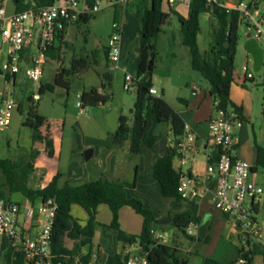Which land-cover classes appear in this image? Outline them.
<instances>
[{"label": "trees", "instance_id": "1", "mask_svg": "<svg viewBox=\"0 0 264 264\" xmlns=\"http://www.w3.org/2000/svg\"><path fill=\"white\" fill-rule=\"evenodd\" d=\"M169 0H149V4L140 3L136 6V12L141 17L139 36V60L137 77L140 79L137 89V98L132 110V119L121 115L120 125L113 133V143L122 148L129 141L130 152L136 156H144L147 168L141 173L143 177H153L161 185L163 195L166 198L175 199L177 203L183 201L178 188L181 175L173 167V161L178 155L176 148L167 147L163 156L156 152L158 137L156 129L160 124L170 123L175 136L180 139L185 133L186 122L183 117L163 97H155L150 94L153 87L152 78L155 71L157 59L156 42L159 35L164 31V19L170 14L163 10L164 2ZM55 0H17L18 12L30 8H39L52 5ZM264 2V0H258ZM87 8L91 9L94 0H86ZM142 4V5H141ZM217 20L214 41L211 43L207 56L203 57L198 44V35L201 31V17L203 14L211 13ZM120 11H114V20H119ZM92 15H82L76 22L88 23ZM179 22L183 34V44L188 47L192 56V69L199 72L208 82L210 93L218 102L216 109L228 114H236L240 120H244L243 110L235 105L230 97V91L234 82L236 71V55L240 41V28L242 19L238 12L228 14L219 7H210L205 0H192L189 5V16H179ZM65 31L59 36L63 39ZM56 47L47 51V58L61 61V55ZM26 51L24 55H28ZM85 60H73L71 67L63 64L60 66L54 84L41 85L39 92H54L56 88L70 91L71 79L80 73V68H85ZM106 78L109 75H105ZM110 78V77H109ZM17 76H6V81L16 87ZM112 78L108 80L111 83ZM82 103L86 108L97 107L106 104L109 96L101 92L99 88L92 87L84 89L81 95ZM30 111L26 127L34 130L38 123V112L35 107L37 101L30 98ZM22 110V106L19 107ZM38 154L23 155L18 161L0 158V171L5 181L0 183V200H10L12 194H21L34 205L37 201L42 203L54 200L57 205L56 217L52 230V254L51 261L55 264H69L68 260L75 257L76 251L86 250L80 258L81 264H89L92 259L91 246L100 223L97 220L98 209L101 205L110 208L113 221L109 226L118 234V239L127 245L139 242L144 250L149 251L151 264H188L178 254L173 245L156 244L151 238L153 228L162 230L158 226L156 215L147 208L144 202L135 197H130L128 190L136 188V180L133 183L122 181H111L100 178L97 181L74 187L69 184L60 186L62 174L59 173L52 182L41 190H35L28 186L29 177L35 172V164ZM259 167L264 168V148L257 146V164L253 168L255 172ZM139 169H136V178ZM81 206L88 213V221L82 224L80 220L72 215V207ZM124 207L132 208L138 215L142 216L143 230L139 236L124 232L120 225V211ZM226 218L229 215L224 214ZM171 225L180 231L186 238L193 241H208L199 236H190L187 229L193 222L192 214L189 212L176 215ZM249 242V241H248ZM250 243V242H249ZM251 244V243H250ZM251 251L246 256L249 263L253 264L254 256L264 254V246L253 242ZM240 247V251H241ZM127 256H117L116 264H126ZM236 262V261H235ZM232 262L231 264H235ZM0 264H30L24 253L6 238L0 239Z\"/></svg>", "mask_w": 264, "mask_h": 264}, {"label": "crops", "instance_id": "2", "mask_svg": "<svg viewBox=\"0 0 264 264\" xmlns=\"http://www.w3.org/2000/svg\"><path fill=\"white\" fill-rule=\"evenodd\" d=\"M142 2L149 4V0H142ZM240 2H243V0H228L222 3L235 4ZM168 3L171 6L170 10L167 12L170 14V17L167 19V24L164 25V31L157 39V50H160L161 36H166L168 34L166 27L173 24L171 16L173 14L184 18L189 16V5L185 4L182 0H170ZM14 6L16 7L15 3ZM262 6L263 4L260 2L259 7L264 15V7ZM15 12H17V9ZM205 16V24H209L210 28L207 29L206 26L205 31H203L201 27V31L198 35L199 49L203 57L207 56L208 50L206 49H209L211 43L214 41L215 30L217 28V20L215 17L209 13L205 14ZM242 26L245 28L244 25H241V27ZM246 34L247 32L245 28V36ZM125 35L124 32L123 37ZM202 36L207 39L208 48L206 49H203L200 44ZM135 39L139 40L138 44L135 46L133 52L125 55V62L133 61L136 68L135 76H137L140 36L135 35L134 40ZM245 41L246 37L243 40V46ZM236 71L230 91V97L235 105L242 108L244 120L239 119L235 125L234 134L237 138V145L233 155L247 161L253 168H255L257 164V146L264 148V131H261L258 135L253 132L254 136L252 138L250 126L253 127L254 131V117L255 113L260 110V106L257 104L260 103V99L246 88L249 84L253 89L262 86L264 90V75L262 77V82H259L254 72L249 70L248 67V72L253 73V78L248 79L243 70L244 75H238V80H236ZM56 75L57 73L55 74L53 83L47 84H54ZM107 75L110 77H108L107 80L113 77L111 74ZM189 77L191 82L186 84V91L178 98L181 106L176 108L169 101L168 102L183 117L186 125H188L191 128V131L197 135V139L193 144L189 145L190 150L186 156L180 146L183 143L188 145L185 136L178 139L175 136L170 123L160 124L156 129V135L158 137L156 152L159 156H163L167 147L176 148L178 155L173 161L174 169L177 172L192 178L200 186L204 184L208 163H215L216 159L215 154L210 155L208 153L205 144L208 137V122L211 117L216 115V108L214 105L215 100L210 93L209 86H205L199 75L191 73ZM7 83L8 82L5 81L3 92L6 89ZM153 87L157 89L154 84ZM84 88L85 86H83L82 82L80 83L77 74L73 76L69 92L76 94L80 100ZM14 89L15 87L12 85L11 90L13 91ZM57 90L60 89L56 88L54 93H56ZM100 91L103 92L101 89ZM158 93L160 94L159 90ZM164 93V90H162L160 96ZM59 94L60 93H58V96ZM261 110L264 113V100L262 102ZM79 115H81L80 112ZM121 115L124 114L120 113V116ZM81 116H88V112L86 115ZM66 127L67 120L65 118L46 117L38 113V123L33 130V143L29 155L38 154L39 157L35 164L34 174L28 179V186L30 188L35 190L44 189L59 173L63 175L59 182L60 186L69 184L78 187L97 181L100 178L128 183H133L136 180V188L128 190L129 196L141 199L145 206L154 212L158 222L169 219V216L174 218L178 214L189 212L193 217L191 225L196 231H198L203 221L209 220L210 227L215 219H219V215H217L216 212H219V214H221L220 216H224L212 204L209 198L199 202L183 200L179 203H177L175 199L166 198L163 195L160 183L155 178L143 177L141 175V173L147 168L146 158L144 156H132L130 154L129 142L124 145V147L118 148L113 143V140H111L109 136L110 134L106 131H99L98 134L95 133L96 131H65ZM88 150H93V156L90 160H87L85 157V153ZM21 157H19V159ZM184 157L187 158L188 162L185 166H182L180 159ZM137 168L139 169V175L136 178ZM257 174L258 169L252 173L250 179L252 182L255 181ZM13 195L15 194L10 196V200L17 203L21 210L20 228L23 236H35L38 232L40 222L43 219L42 215L39 213V207L42 202L39 200L32 205L23 197V195L22 201L14 200ZM152 196L155 197L158 208L148 202V197L152 198ZM262 204H264V200ZM263 209L264 207L261 206V211H263ZM72 215L80 220L82 224H85L89 218L86 210L78 205L72 207ZM97 220L100 223V226L97 228L93 239L91 246L92 259L89 264H116V257L125 256L129 250V246L118 239L116 231L109 228L113 221V214L108 206L101 205L99 207ZM158 222L156 225L163 226L162 230L168 232L165 227L171 225V223L160 225ZM120 225L124 232L130 235L139 236L143 230V218L132 208L124 207L120 211ZM233 232L235 233L233 227H230L229 238L234 236ZM181 234L182 233L175 228L173 234V236L175 235V242L177 241L176 238H182L181 236L183 234ZM236 235L240 237L238 230L236 231ZM187 241H189V239L186 238L185 240L184 238V243H182L184 244L183 248L176 246V244H173V247L178 250V252L180 249L186 251ZM232 246L237 247L238 252L240 253L241 243L238 244L237 242H233ZM85 253L86 250L80 252L77 250L75 257L69 259L68 263L81 264L80 258ZM253 264H255L254 259ZM262 264H264V262Z\"/></svg>", "mask_w": 264, "mask_h": 264}, {"label": "built area", "instance_id": "3", "mask_svg": "<svg viewBox=\"0 0 264 264\" xmlns=\"http://www.w3.org/2000/svg\"><path fill=\"white\" fill-rule=\"evenodd\" d=\"M17 0H0V39L1 46H7L6 61L1 62L3 48L0 46V76L15 77L25 72L32 82H40L44 74V67L48 63L47 51L56 47L59 36L66 30L69 23L76 22L82 15H93L106 8L123 12V20L113 23L107 49L109 60L118 70L122 61V38L125 12L133 0H94L93 7L87 8L86 0H55L52 5L30 8L21 12L8 14L9 2ZM170 1V0H169ZM190 5L192 0H182ZM210 9L219 7L228 14L238 12L246 32L251 33L262 46L264 42V15L259 7L258 0L249 3L235 4L222 3L218 0H205ZM209 14H212L209 13ZM213 15V14H212ZM120 21V22H119ZM36 49L37 53H33ZM29 51L28 55H24ZM243 70L248 79L253 78V73L248 72V63ZM140 79L126 73L124 89L132 91L139 88ZM12 83H7L6 89L0 94L2 108L0 109V130H5L11 125L16 101L12 98ZM150 94L158 97V90L151 88ZM34 100L39 101L40 95H34ZM215 108L218 102L215 101ZM81 115H86L88 109L82 103H77ZM236 114L226 115L216 109V115L208 122V137L206 149L210 155L215 154V163L209 162L206 167L204 184L198 185L192 178L180 173L181 180L178 193L186 201H204L209 198L212 204L223 214L229 215L237 225L238 234L242 237L241 251L235 264H251L246 256L250 253L253 242L264 246V209L261 211L264 200V188L252 182L253 167L245 160L237 158L233 152L237 145L234 134ZM185 136L188 145L181 144L183 153L187 156L191 144L197 135L186 125ZM187 158H181L182 166L187 164ZM57 205L54 200L41 203L39 213L43 219L38 232L33 237H24L20 228L21 210L17 203L0 200V238L8 239L16 249L25 254L30 264H55L51 261L52 230L56 217ZM190 236H199L198 231L192 227L187 229ZM151 238L156 244L171 245L173 236L168 232L153 228ZM251 243H249V242ZM126 253V264H151L149 251L143 249L140 243L130 244Z\"/></svg>", "mask_w": 264, "mask_h": 264}, {"label": "rangeland", "instance_id": "4", "mask_svg": "<svg viewBox=\"0 0 264 264\" xmlns=\"http://www.w3.org/2000/svg\"><path fill=\"white\" fill-rule=\"evenodd\" d=\"M219 1L226 2L228 0ZM243 1L249 3L251 0ZM140 3H143L142 0H133L125 12L123 33L125 32L126 35L122 38L123 61L120 62V68L118 70L109 60L107 49L109 39L113 34V23L116 20H114V10L106 8L100 13L93 14L92 19L88 23L73 22L67 25L63 39H58L56 42V49H58L57 52L61 55V61L50 59L44 67V77L40 82H32L26 76L25 72L17 75L16 87L12 91V98L16 101L17 107L14 110L11 125L3 131L0 130V158L17 161L19 157L29 155L33 143V130L26 127L24 123L29 116L31 105L29 100L37 94L41 97V100L35 103L37 112L46 117L65 118L67 120L65 131H96V134L99 131H106L110 134L111 140H113L114 132L108 124L109 114L112 111H118L132 119V110L134 109L137 93L136 90L126 91L124 84L126 73L135 75L136 68L133 61L125 62V55L133 52L139 41L138 39L134 40V36H139L141 17L136 12V6H139ZM262 4V7H264V2ZM170 7L168 1L164 2L163 10L165 12H168ZM15 11L16 7L14 6V2H9L7 5L8 14H13ZM120 13L119 20L122 21L123 12L121 11ZM205 17V14L201 17L203 31H205L206 26L207 29L210 28L209 24H205ZM171 21L173 24L166 27L168 34L161 36L160 50H157L158 55L152 84L157 87L160 94L164 90L165 93L161 96L174 107L179 108L181 104L178 98L186 91V84L191 82L189 77L191 73L199 75L206 87L209 84L199 72L192 69L190 49L184 46L182 42L183 34L179 16L173 14ZM244 39L245 28L242 26L240 30V43L236 55V80H238V75H244L242 68L247 62L249 63V70L254 72L252 58L244 50ZM200 40L201 47L203 49L208 48L207 39L202 36ZM1 44L0 39V46ZM262 47L264 49L263 41ZM2 48L1 62L3 63L7 59L6 52L8 47L4 46ZM33 53H37L36 49H34ZM73 60H85L87 62V66L80 68V73L77 74L80 83L82 82L83 86H85L84 89L97 87L109 96L108 102L103 106L88 107V116L79 115L77 103L80 100L72 92H67L63 88H58L60 90H57L56 93L46 92L40 94L39 92L41 85L53 83L55 74L62 64L66 67H71ZM83 70L87 71L81 74ZM105 74H111L113 76L111 83H108ZM254 74L257 80L262 82L264 68L258 73L254 72ZM5 81L6 78L0 76V93L4 90ZM246 89L260 99V103H257L260 106V110L255 113L254 117V131L253 127L250 126L253 138V132L258 135L261 131H264V113L261 110L264 100V90L262 86L253 89L249 84ZM58 93H60L59 96ZM1 103L2 100L0 99V109L2 108ZM20 106H22V110H19ZM131 155L139 157L133 154ZM4 181L5 177L0 171V183ZM254 182L264 188V168H258V174ZM13 199L22 201L23 198L22 195L15 194L13 195ZM148 202L158 208L154 196L152 198L148 197ZM262 207H264V204H262ZM216 213L219 215V219H215L209 227L207 242L189 239L187 241L186 251L180 249L178 252L177 250L181 258L185 259L188 264H231L238 260V249L232 246V243H242L243 238L236 235L237 225L231 216L226 218L225 216H220L221 214L219 212ZM230 227H233L235 231V233L233 232L234 236L232 238H229ZM165 228L173 236L175 232L174 226L168 225ZM181 237V239L176 238L177 241L175 242L174 235L171 244H176V246L183 248L184 244L182 243H184L183 240L184 238L186 240V237L183 235ZM254 260L255 264H262L264 262V254L255 255Z\"/></svg>", "mask_w": 264, "mask_h": 264}, {"label": "water", "instance_id": "5", "mask_svg": "<svg viewBox=\"0 0 264 264\" xmlns=\"http://www.w3.org/2000/svg\"><path fill=\"white\" fill-rule=\"evenodd\" d=\"M167 24V18L164 19V25ZM241 25H243V22H241ZM246 41L244 44V50L251 56L252 61H253V71L255 73H258L262 70L264 66V49L260 45V43L253 37H251V33L248 32L246 34ZM141 42V39H140ZM139 50V49H138ZM87 70L81 71V74L86 73ZM1 75L4 76V73L1 72ZM120 113L118 111H112L109 114L108 117V124L113 130V132H116L119 128L120 125ZM93 156V150H88L85 153V157L87 160H90ZM172 222L171 219H167L165 221L158 222L160 225L161 224H170ZM210 221L206 220L203 221L202 224L200 225L198 229V234L199 237L203 240L206 239L207 234H208V229H209Z\"/></svg>", "mask_w": 264, "mask_h": 264}]
</instances>
